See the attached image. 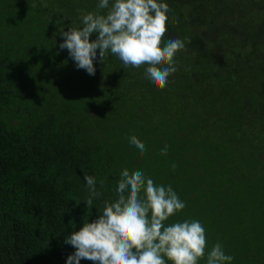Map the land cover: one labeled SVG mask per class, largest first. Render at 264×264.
I'll use <instances>...</instances> for the list:
<instances>
[{
	"label": "trees",
	"instance_id": "16d2710c",
	"mask_svg": "<svg viewBox=\"0 0 264 264\" xmlns=\"http://www.w3.org/2000/svg\"><path fill=\"white\" fill-rule=\"evenodd\" d=\"M163 2L164 41L186 47L158 90L147 66L109 53L89 75L59 50L99 0H0V264H66L124 168L173 188L186 207L166 223L200 221L206 253L264 264V0ZM85 174L102 193L89 209Z\"/></svg>",
	"mask_w": 264,
	"mask_h": 264
},
{
	"label": "clouds",
	"instance_id": "9594fccd",
	"mask_svg": "<svg viewBox=\"0 0 264 264\" xmlns=\"http://www.w3.org/2000/svg\"><path fill=\"white\" fill-rule=\"evenodd\" d=\"M96 12L81 17L82 27L60 30L63 42L59 50H68L77 69L95 75L94 61L105 64L110 53L119 58L125 69L147 66L145 76L158 90L168 84L177 71L176 54L185 50L179 38L164 41L169 5L163 0H99ZM107 9L106 13L100 10ZM95 33V39H90ZM99 50V55H97ZM129 143L143 155L145 144L132 135ZM168 145L161 149L167 155ZM173 164L172 168L175 169ZM89 195L83 201L87 209L102 195L93 175H84ZM100 187L104 182L100 181ZM116 199L104 201L95 220L83 223L78 231L65 238L75 251L66 264H80L82 259L94 264H230L217 242L206 253V230L198 220L166 222L186 207L173 188L158 185L143 171L124 168L116 188Z\"/></svg>",
	"mask_w": 264,
	"mask_h": 264
}]
</instances>
